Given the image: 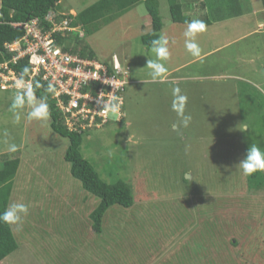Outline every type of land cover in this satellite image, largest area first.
Returning <instances> with one entry per match:
<instances>
[{"label":"rangeland","instance_id":"obj_1","mask_svg":"<svg viewBox=\"0 0 264 264\" xmlns=\"http://www.w3.org/2000/svg\"><path fill=\"white\" fill-rule=\"evenodd\" d=\"M97 1L61 0L59 11L75 15ZM226 1L178 0L182 14L206 25L194 57L185 48L188 23L173 22L168 1L158 0L159 38L170 53L163 83L147 76L155 55L141 40L151 30L144 3L91 22L89 32L76 27L77 46L129 66L123 119L109 113L80 146L105 181L126 182L134 196L131 206L106 210L100 231L90 215L98 197L65 160L68 138L53 130L50 115L16 123L15 77L0 73V84L10 83L0 89V165L20 160L8 206H28L22 228L11 225L18 247L0 264H264V171L243 176L236 166L250 145L264 150V33L241 37L264 17L252 9L263 1L240 0L246 13L221 18L234 10ZM176 87L187 97V127L172 107Z\"/></svg>","mask_w":264,"mask_h":264},{"label":"trees","instance_id":"obj_2","mask_svg":"<svg viewBox=\"0 0 264 264\" xmlns=\"http://www.w3.org/2000/svg\"><path fill=\"white\" fill-rule=\"evenodd\" d=\"M61 0H0V63L7 62L18 77H20L24 68L29 69L30 65L27 57H22L16 62L12 61L15 52L9 51L6 43L12 42L23 36L24 30L20 26H15L13 23L24 22L33 17H38L44 29L52 26V23L45 19L49 11L56 12L55 20L61 18H69V26L76 27L78 25L85 32H89L88 25L91 22L101 18H106L109 15L117 16L120 13L126 12L128 9L135 7L140 3H144L146 10L151 19V30L141 35L142 42L147 46H152L151 42L159 38V32L163 28L162 16L160 14L158 0H99L91 6L77 12L75 15L70 13L62 14L59 10ZM171 12L173 22L189 23L192 20L182 14V3L178 0H167ZM264 7V0H262ZM227 6L234 9L230 13L222 14L221 18L232 17L234 13L239 12V0H227ZM261 5V4H260ZM60 12V13H59ZM220 17V16H219ZM56 42L62 45L64 50L73 53H78L83 57H95L94 52L87 45L82 43V46H77L81 39L78 33L74 30H65L64 34L60 32L54 33ZM100 60V59H99ZM104 61V60H101ZM6 71V70H5ZM28 75L25 79L28 78ZM39 81L43 87L35 90L37 98L47 95L51 127L62 137L68 138V146L65 151V160L70 163L72 175L79 179L86 191L98 197V205L91 212V218L94 220V227L97 231L101 230V222L104 213L113 205H121L129 207L133 204L134 196L131 187L122 180L114 182L105 181L93 166L80 152V146L84 135H87L89 130L74 131L69 130L65 124L64 117L61 111L57 108L55 99L51 93L46 91L47 83L43 82L40 77L36 76L32 82ZM20 160L18 158L7 160L5 159L0 165V212H3L8 207V202L12 192V184L19 168ZM225 210V208L223 207ZM230 209V206L227 210ZM225 212V211H224ZM235 244V242H234ZM236 245V244H235ZM18 247V243L13 234L11 225L0 222V261L11 254Z\"/></svg>","mask_w":264,"mask_h":264},{"label":"built area","instance_id":"obj_3","mask_svg":"<svg viewBox=\"0 0 264 264\" xmlns=\"http://www.w3.org/2000/svg\"><path fill=\"white\" fill-rule=\"evenodd\" d=\"M55 15L54 11L46 15L45 19L52 23L48 29L43 28L38 17L14 23L22 27L25 33L18 40L6 43L7 49L15 52L12 61L27 57L31 72L26 80L32 82L38 76L47 85L53 86L55 92L51 96L69 130L81 131L102 126L111 113L105 115L104 107L113 103L119 105L115 114L117 120L121 119L129 67L120 65L115 55L112 61L104 62L64 50L56 42L54 33L76 31L77 26L70 27L67 17L55 20ZM1 72L15 77L13 81L16 84L19 77L7 62L0 63ZM7 86L0 84L1 89Z\"/></svg>","mask_w":264,"mask_h":264},{"label":"clouds","instance_id":"obj_4","mask_svg":"<svg viewBox=\"0 0 264 264\" xmlns=\"http://www.w3.org/2000/svg\"><path fill=\"white\" fill-rule=\"evenodd\" d=\"M205 28L206 25L202 21L193 20L188 23L187 28L183 33V36L185 37V48L187 52L194 57L200 56L201 54V49L199 45L196 43V36L199 32H203ZM168 43L169 41L167 40V38L164 37L155 39L151 42L152 44L151 51L152 53H154L155 59L147 60L146 65L148 68L147 76L149 77V80L152 83H163L166 80L168 69L166 68L165 64L162 61L167 60L170 54L168 49ZM113 55H115L117 58L116 54ZM113 55L112 57H110L111 60H107V61L104 60V62L112 61ZM117 60L120 65L122 66L126 65L120 59L117 58ZM28 73H29V69L25 67L16 82V93L12 98L11 110L13 112V119L16 123H19L22 117L28 121H32V120L46 121L48 120L50 115L49 105L47 102L48 99L47 95L39 98L35 96V90L43 87V85H41L39 81H35L34 83L31 81H27L25 77L28 75ZM46 91L48 93H53L55 92V89L51 84H49L47 86ZM180 91L181 90L179 87L174 88L173 94L174 96L177 97V100L173 103L172 107L173 110L176 111L177 114L182 117V121H181L182 125L184 127H187L189 121L191 120V117L184 114V105L187 100V97L180 95ZM26 106L29 108V110L25 113L23 110L25 109ZM118 107L119 105L115 103L111 105H105L104 107L105 115H107L109 112L116 113L118 111ZM123 117L124 115L122 116L121 119L119 120L116 119V120L121 121ZM109 121L110 118L105 124H107ZM94 128H98V127H94ZM246 130L247 129L245 128L242 131H246ZM17 148L18 146L15 143H10L8 145L9 152H15L17 151ZM236 166H238V170L243 176H250L258 171H264V150H261V148L255 144L250 145L247 149L245 157L241 161H239V163ZM27 214H28V206L26 204L12 203L3 212H0V222L9 225H15L17 231H19L23 225V217L27 216Z\"/></svg>","mask_w":264,"mask_h":264},{"label":"crops","instance_id":"obj_5","mask_svg":"<svg viewBox=\"0 0 264 264\" xmlns=\"http://www.w3.org/2000/svg\"><path fill=\"white\" fill-rule=\"evenodd\" d=\"M243 9H244V7H241L240 6L239 12L234 13L235 15H233V16L234 17H237V16H240V15L246 13V12H243ZM252 9H254L253 14L255 16H257L258 13H264V7H263V5L255 6ZM252 9L250 8L249 12H251ZM256 31H258L257 33H264V17L263 18H258V16H257L256 23L254 24V27L252 29H247L246 31H244V33L241 35V37H243L245 35H248V34H251L253 32H256ZM241 37H239V38H241ZM217 48H219V47H217ZM251 60L252 61H250L249 63H252L253 64L254 63V60L253 59H251ZM252 72L253 73L260 72V70H257V68H255V69L252 70Z\"/></svg>","mask_w":264,"mask_h":264}]
</instances>
